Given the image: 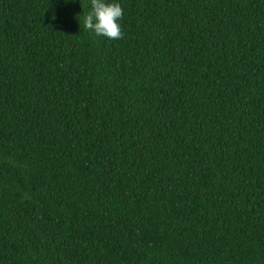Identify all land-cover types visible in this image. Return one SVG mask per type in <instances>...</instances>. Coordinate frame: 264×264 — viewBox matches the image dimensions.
<instances>
[{
  "label": "trees",
  "instance_id": "16d2710c",
  "mask_svg": "<svg viewBox=\"0 0 264 264\" xmlns=\"http://www.w3.org/2000/svg\"><path fill=\"white\" fill-rule=\"evenodd\" d=\"M0 0V264H264V0Z\"/></svg>",
  "mask_w": 264,
  "mask_h": 264
},
{
  "label": "clouds",
  "instance_id": "9594fccd",
  "mask_svg": "<svg viewBox=\"0 0 264 264\" xmlns=\"http://www.w3.org/2000/svg\"><path fill=\"white\" fill-rule=\"evenodd\" d=\"M91 9L84 15L83 26L96 36H103L111 40L121 39L123 36L118 23L123 16V9L119 3H106L105 0H90Z\"/></svg>",
  "mask_w": 264,
  "mask_h": 264
}]
</instances>
